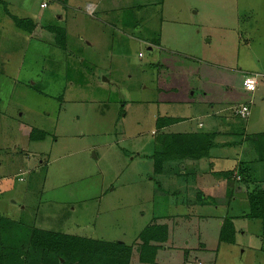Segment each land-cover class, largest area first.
Wrapping results in <instances>:
<instances>
[{
	"label": "rangeland",
	"instance_id": "374dc122",
	"mask_svg": "<svg viewBox=\"0 0 264 264\" xmlns=\"http://www.w3.org/2000/svg\"><path fill=\"white\" fill-rule=\"evenodd\" d=\"M95 1L10 0L13 13L0 10L12 30L26 7L21 29L32 33H0L2 50L23 36L26 44V55L0 63V177L16 183L0 182V216L15 224L6 238L23 247L37 229L134 246L146 226L166 225L154 264H264L262 221L244 218L249 186L236 170L247 163L251 178L264 180L253 142L238 156L244 137L264 132V0H97L108 11L91 15ZM58 20L63 42L46 29ZM161 34L153 50L138 40ZM245 75L258 82L253 92ZM165 94L174 103H161ZM250 99V115L236 113ZM171 112L185 120L159 127ZM32 128L46 139H30ZM190 128L198 142L214 133L199 160L191 150L183 157L174 137L197 141ZM226 216L237 228L232 243L219 241ZM134 248L130 264H144ZM51 251L28 263L57 264ZM6 252L26 264L23 251ZM104 264L115 263L107 254Z\"/></svg>",
	"mask_w": 264,
	"mask_h": 264
},
{
	"label": "trees",
	"instance_id": "16d2710c",
	"mask_svg": "<svg viewBox=\"0 0 264 264\" xmlns=\"http://www.w3.org/2000/svg\"><path fill=\"white\" fill-rule=\"evenodd\" d=\"M14 19L18 27L22 28L25 26L26 20L19 19L18 17H14ZM241 106L236 108V110L239 111ZM181 120L183 119L180 117L160 115L158 117L157 122L159 127H164L165 125H170L174 122ZM46 134L47 133H45L44 131H40L38 134H36L33 130L31 137L33 139L43 140L46 138ZM187 134L192 135L195 137V139H197L196 132ZM213 135L214 133H206V135H199L200 137L203 136L202 138L206 139L202 142H198V139L197 141L182 139V136L180 135L174 137H177L178 139V150L184 152L183 157L188 155V150H191L189 152V155L193 156L194 158L200 159L201 157L209 153L210 147L212 148L215 145L216 142L211 139V136ZM209 137L210 139H208ZM253 143L254 150L259 156V161L264 162V132L257 134V137L253 140ZM194 150H199V153L192 154V151ZM152 156L153 154L150 155V157ZM247 166V163L241 162L240 165H238V167L236 168V170L239 171L238 174L241 175V179L239 180V182L245 183L249 186V206L247 207V212L244 214V218L261 220L262 229L264 230V180L251 178V174H249L248 170L249 167ZM158 167H160V165L157 162V170H159ZM254 182L256 183V185H254ZM232 193L233 192L231 191L229 200H232ZM211 198L212 202H215V199L213 197ZM13 224L14 222L11 221L10 218H8L7 216H0V244L4 247H0V264H22V262L13 261L11 258L5 256L3 252L7 254L6 249H12L13 251L21 250L26 253V264H29L28 261L38 262V260H43L44 254L51 250L53 251L56 257L57 264H104L107 254L108 259L111 263L130 264L132 256L131 254L133 253L135 246H137L138 248L140 262L144 264H154L156 261V252H158L159 248L162 246L160 244L168 239L170 233L169 229H166V225L163 226L150 224L145 227L142 234L140 235L141 237H138V240L134 246H126V244L122 242H109L106 244L107 241L93 238H89L88 240L83 242L82 240H79L80 238H82L81 236L71 237L67 234L69 236L68 237L55 232H46L44 230L35 229V233L33 232L32 236H34L35 234L37 238H33L32 242L28 243L26 246L20 247L16 246L15 244H12L15 242L12 238H6L5 227H8ZM221 228L222 229L219 241H226L230 243L234 242V236L236 235L237 228L235 226L233 217L226 216L224 218V223ZM32 230L33 229L29 227V231L27 233H30V231ZM45 235L49 236V241L43 240L42 236ZM68 240H71V242H68ZM72 241L76 242V246L81 245L79 250H76L71 247L73 246L71 245ZM20 242L21 241H18L16 243L19 244ZM184 254L187 255V252L185 251Z\"/></svg>",
	"mask_w": 264,
	"mask_h": 264
},
{
	"label": "crops",
	"instance_id": "0c3cea01",
	"mask_svg": "<svg viewBox=\"0 0 264 264\" xmlns=\"http://www.w3.org/2000/svg\"><path fill=\"white\" fill-rule=\"evenodd\" d=\"M8 2H10V0H0V10L1 9H3V7L5 6L6 7V11H5V14H7V13H10V14H12L13 13V11L10 9V7H9V3ZM163 2V4H164V2H165V0H163V1H160L159 3H162ZM44 3H46L47 5L45 6V7H43L42 5L44 4ZM99 4H100V6H99ZM104 4L105 3H103V2H101L100 3V1H95V2H90L89 4H88V8H87V11L91 14V15H94V14H96V12H97V10L99 9V8H102V9H105L106 10V12L108 11V9H106L105 7H104ZM49 5H48V3L47 2H45V1H42V3H41V7L42 8H47ZM22 12L24 13V14H21V15H19V14H17V13H15L16 14V16H18V17H20L21 19H26V7H23L22 9ZM1 15H3V14H1ZM51 15H48L47 16V19H46V21H49L50 19H51ZM27 18H30L29 20H32V18L31 17H27ZM59 18L60 19H63V17L62 16H59ZM11 19V18H10ZM11 21H15V19L13 20V19H11ZM61 21L60 20H58L57 21V23L56 24H54L52 21H50L48 24L46 23V29H48V30H51V31H59V32H61V36H62V38H63V40L61 41V42H63L64 41V39H65V35H66V32H65V30L63 29V28H61L60 26H58L59 25V23H60ZM32 23H33V25L35 24V28H34V31L33 32H35V30H36V28H37V21L36 20H32ZM1 24H3V26L1 25ZM5 23H4V19L2 18L1 20H0V33L1 32H3V33H10V34H16V33H18L19 34V32H20V30H22V31H24V32H26V33H28V34H30V35H32V33L31 32H28V30H23V29H16V28H12V30H11V27H7V25H4ZM15 24H16V22H15ZM16 26V25H15ZM42 29H43V27H42ZM11 30V31H10ZM9 31V32H8ZM114 33H116V31H114L112 34H114ZM119 33H121L120 31H119ZM24 35V34H23ZM112 37V36H111ZM114 37V36H113ZM163 38H165L164 37V35L163 34H161V36L160 37H158V38H156V42L155 43H151L149 40L150 39H143V38H138V40H140V41H142V42H144V43H147V44H150L151 46L149 47V49L150 50H153L154 48H156L157 47V45H155V44H160L161 42L162 43H164L163 42ZM21 44L19 45V43H15L14 44V46L13 47H11V48H7V49H5V50H2V49H0V63H1V65L2 66H4V65H9V64H11L12 62L11 61H14L15 59H13V56H19L18 54H17V52L16 51H22V55L24 54V55H26V44L24 43L25 42V37L23 36L22 37V39H21ZM63 44H65V43H63ZM159 48V47H158ZM23 61H26V56H24V60ZM181 65H183V64H181ZM10 75H12V74H10ZM170 76H171V73H169V74H167L166 75V77H165V80H162L160 83H163V87H164V84H167V83H169V82H171V80L169 79L170 78ZM256 75H254V77H255ZM250 79H252L253 81H254V84H253V86L254 87H252L253 88V90H252V92L255 90V88H256V85H257V80L255 79V78H253V77H250L249 78V80ZM246 80H248V75H245L244 76V83H243V87L245 88V89H247L248 91H250L249 90V87H250V85L248 84V82L246 83L245 81ZM248 80V81H249ZM187 88H191V89H193V88H195L194 87V85L192 84L191 86H189L188 85V83H187V86H186ZM163 90H164V92H166V93H170V91L167 89V87H164L163 88ZM186 91H187V89H186ZM194 92V91H193ZM163 97H165V100L166 101H163V99H162V102L161 103H163V102H171V103H174V99H173V95L172 94H168V95H163ZM162 97V98H163ZM169 100V101H168ZM180 102V101H179ZM243 104H247V105H249V106H251V104H252V100L250 99L249 100V102L247 101V102H245V103H243ZM243 104H241V105H243ZM240 105V106H241ZM239 107V106H238ZM237 107V108H238ZM251 110V109H250ZM236 113H237V110H236ZM234 114V115H238V114ZM21 114H24V113H21ZM198 115H200V113L198 114ZM250 115V114H249ZM248 115V116H249ZM166 116H170V117H177V116H180V114H178V113H175V112H171V113H167L166 114ZM247 116V117H248ZM181 117V116H180ZM184 119L183 120H185V117H183ZM186 122V121H185ZM202 127V122H200V123H198L197 125H196V127ZM24 127H26V125H24ZM195 127V126H194ZM32 131H33V128H32ZM32 131L31 130H29V134L31 135L32 134ZM195 131V129H189L188 130V132H194ZM222 132V131H221ZM220 132V133H221ZM30 139H32V137H30ZM46 139V138H45ZM254 139H256V137H252V136H246V137H244V139H243V142L241 143V145H240V153L238 154V156L239 155H241V154H243L242 153V150H243V148H244V146L246 145L247 147L248 146H251V144H252V142H253V140ZM44 140V139H43ZM247 140V141H246ZM244 141L246 142L245 143V145H244ZM254 144V143H253ZM253 151L255 152V150L253 149ZM243 156H244V154H243ZM210 157H212V156H210ZM229 157H231V155H229ZM214 159V158H213ZM192 160H199L198 158H195V159H192ZM184 166V165H183ZM181 167V171L183 170V169H185L186 168V165L184 166V167ZM182 172H184V171H182ZM0 182H2L5 186H8V187H11L10 189H13L14 187H15V185H16V183H13L12 181H10L9 179H7L5 176L4 177H0ZM238 180V179H237ZM9 182H11V183H9ZM238 183V181H236V182H232L231 181V184L233 185V186H235L236 184ZM2 192V191H1Z\"/></svg>",
	"mask_w": 264,
	"mask_h": 264
},
{
	"label": "built area",
	"instance_id": "2783aa9c",
	"mask_svg": "<svg viewBox=\"0 0 264 264\" xmlns=\"http://www.w3.org/2000/svg\"><path fill=\"white\" fill-rule=\"evenodd\" d=\"M47 4L46 3H44L43 4V6H46ZM248 84L250 85V87L251 86H253V84H254V81L252 80V79H250L249 81H248ZM241 116H243V117H247L249 114H250V107H249V105H247V104H243L242 106H241V108L239 109V111H237Z\"/></svg>",
	"mask_w": 264,
	"mask_h": 264
},
{
	"label": "clouds",
	"instance_id": "9594fccd",
	"mask_svg": "<svg viewBox=\"0 0 264 264\" xmlns=\"http://www.w3.org/2000/svg\"><path fill=\"white\" fill-rule=\"evenodd\" d=\"M258 76V75H257Z\"/></svg>",
	"mask_w": 264,
	"mask_h": 264
}]
</instances>
